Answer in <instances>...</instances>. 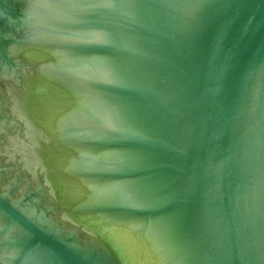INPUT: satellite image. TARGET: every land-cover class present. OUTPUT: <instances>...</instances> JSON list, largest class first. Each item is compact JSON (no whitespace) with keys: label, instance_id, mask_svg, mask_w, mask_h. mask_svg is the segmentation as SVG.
<instances>
[{"label":"water","instance_id":"water-1","mask_svg":"<svg viewBox=\"0 0 264 264\" xmlns=\"http://www.w3.org/2000/svg\"><path fill=\"white\" fill-rule=\"evenodd\" d=\"M0 264H264V0H0Z\"/></svg>","mask_w":264,"mask_h":264}]
</instances>
